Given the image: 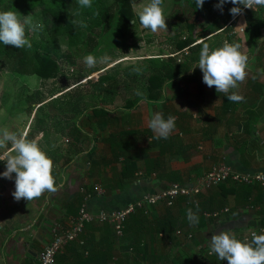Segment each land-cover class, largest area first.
Returning <instances> with one entry per match:
<instances>
[{
    "label": "crops",
    "instance_id": "0c3cea01",
    "mask_svg": "<svg viewBox=\"0 0 264 264\" xmlns=\"http://www.w3.org/2000/svg\"><path fill=\"white\" fill-rule=\"evenodd\" d=\"M257 49L246 54V77L232 90L244 97L241 102L229 101L224 93H217L214 86L208 87L197 67L196 78H190L191 70L178 79L169 80L159 100L142 96L130 108L125 102L134 98L131 90L115 98L109 103L114 116L111 126L100 127L97 123L91 126L86 120L87 136L77 146L70 139L66 143L69 147H62V158L53 164L55 192H45L31 201H17L12 195L14 177L0 176V264H37L44 247L54 239L56 228L66 226L68 217L76 215L85 202L94 211L124 207L174 181L193 183L219 162H226L238 171L264 170V59L260 58L264 53H257ZM129 82L127 80L126 84ZM3 89L6 88L0 86V95ZM0 109H3L1 104ZM155 111L162 112L165 119L169 115L175 117V129L167 139H156L148 127V120ZM20 116L17 112L10 115L9 125L2 128L26 133L28 139L39 142L32 127L22 131L16 128L21 122L17 118ZM124 130L133 132L128 140L131 149L120 150L132 152L138 161L136 170L123 176L125 157L117 156L104 138ZM246 139L252 140L248 148L242 143ZM54 143L51 141L53 149L55 145L61 146ZM45 144H49L48 139ZM42 146L45 148L44 143ZM146 158L161 159V162L148 165ZM5 167V162L0 161V173ZM96 185L102 192L95 189ZM221 197L213 188L203 199L211 208L221 209L228 206ZM176 204L172 217L177 219V228L171 234L161 231L153 239L146 233L140 242L134 234L140 232V225L134 222L133 234L113 241V236L109 238L111 226L89 223L82 235L83 242L70 243L57 256L55 264H115L116 261L124 264H226L227 260L221 261L206 252L211 235L224 230L243 241V235L262 224L259 208L247 206L238 212L230 210L218 219H205L202 211L180 201ZM153 207L149 213L152 218L169 216L165 205ZM189 208L198 215V224L189 223L186 214ZM145 244H149L147 251L138 250Z\"/></svg>",
    "mask_w": 264,
    "mask_h": 264
},
{
    "label": "trees",
    "instance_id": "16d2710c",
    "mask_svg": "<svg viewBox=\"0 0 264 264\" xmlns=\"http://www.w3.org/2000/svg\"><path fill=\"white\" fill-rule=\"evenodd\" d=\"M185 1H187V5L184 3ZM132 2L133 0H113V3L110 4L105 0H92L91 8H80L77 0H0V10H12L21 16L31 15L40 11L51 17L54 27V30L49 32V35L47 34L50 40L48 41V38L46 42H44L45 45L41 47L42 49L34 45H32L31 48H14L9 46L5 52L11 54L16 53L19 57V71L26 70L29 73L37 74L46 80L57 78L61 69V60L64 63L70 64L75 61L76 54L82 55L85 53L88 55V53H90L101 57L102 55L107 54L108 51H110V53L113 52L116 43H113L108 37L97 41V38H94L92 34L97 28H103L106 30H114V34L117 36L122 35L134 19L135 13L132 8ZM217 3L218 0H205L203 6L197 8L195 0H174L172 3L173 10L168 15V17H170V23H172L175 28L180 27L182 24L185 28L186 26L183 19L187 18L194 31L192 34L188 35L180 32L171 37L172 39H175V42L172 44L174 47L173 49H175L173 53L182 52L188 49V56L180 62L177 61V57H171L166 61L162 58H148L151 63L149 68H143V70H138L134 73V69L140 67L132 66L131 68H127L125 72H122V74L127 77V80L130 81L126 85H121L119 83L120 80L118 75L120 71L117 68L115 71L112 70L113 68L111 69L112 71L108 69L102 70L103 67L96 68L94 70L100 69L102 71L99 75L95 76V80H92L93 78L88 79L87 89H90L91 92H88V94L81 93L76 90V88L74 89V91L76 90V93L67 90L60 96L54 97L52 101L47 104H42L37 108L35 117L37 116L39 122L43 124L41 128L47 132L48 127L50 128L49 130H52V141L54 140L55 142L60 136H69L74 142V146H77L87 136L84 127L86 120L89 121V125L91 126L94 123H97L100 127L104 125H112L114 116L109 108V103H113L115 98L123 96L122 93H119L121 92L120 89L127 90L126 93L129 90L132 91L131 94L134 98L126 100L125 102V106H131L130 108H133L138 99L144 96L143 93H145V96H148L152 101L159 100L162 96L161 94L163 93L164 86L169 80L178 79L177 77H180V75L189 73L193 65L198 62L201 47L206 43L205 38L207 39L210 35L217 36L221 33H230L234 28L236 16L234 17L229 11L234 5L231 2L225 3L223 5V12H221L215 7ZM190 9H194L193 12H191ZM205 9H207L208 12L205 19L201 22L199 19ZM217 9L222 13V18L221 15L218 19H215L216 15H210V12ZM194 14V21L191 22ZM244 16V27L243 29H240V31L237 30L238 32H236V34L233 33L231 35V43H238L241 47V41H243L242 39L244 37L249 43V51L245 52V54H247L255 51L259 39L261 38L262 27L264 26V6H259L256 9H247L244 12ZM58 35H66L68 37L69 46L65 50H63L62 46L58 44ZM234 36L236 37L235 40H233ZM198 39H201L202 41L196 43ZM48 42L52 43L53 47L58 51L57 55L55 54L54 56L52 54L53 52L50 51V47L47 45ZM3 47L5 48V46ZM210 47H218L217 42L212 43ZM190 75V78H196L198 75L197 68H195ZM140 80L145 82V87L139 86L136 90ZM88 97H91V99L94 100L92 104L87 103ZM38 112L40 113L38 114ZM45 120L49 122L48 126L45 124ZM132 134L133 132L124 130L120 133H110L109 136L104 138L106 143L111 144L112 150L118 154L117 156L124 155L125 164L123 168V176L127 175L130 171L134 172L137 167L138 160L133 157L132 152L128 154L120 150V148L126 150L131 149V144L128 140ZM251 141L252 140L246 139L243 140L242 143L248 148ZM50 147L51 149H46L44 147L41 148L51 158L53 164H55L62 158L63 152L59 147L58 149H53L52 146ZM146 159L148 165L152 162H161V159ZM242 161L247 163L246 159H242ZM94 166L95 164H92V167ZM153 166H156V164ZM151 169L156 170V167H151ZM13 177H15V174H13ZM213 188H216L219 196H222L225 199V202L228 203L232 212H238L239 209L247 206L259 208L258 212L260 213V217H262V223H264L263 184H241L228 179ZM213 188H210L207 192ZM207 192L197 196L196 201L198 204L195 203L194 197H180L171 206L164 204L167 208V212H169V216H166L164 219H160L159 216L156 215L152 218L149 213L154 207H150L148 212H145L143 209L138 210L126 220L122 238L129 236L131 233L133 234L134 222L140 225V232L134 233L136 240L139 239L140 242L146 233L148 236H152L153 239L155 235L161 231L171 234L177 228V219H175V216L174 219L172 217V211L173 208L177 206V202L180 201L187 206L200 211L205 209L214 210L209 206V202L203 199ZM203 218L207 219L204 216ZM89 223L94 224L95 222L86 223L84 233ZM104 224H107L112 228L110 229L111 233L109 238L113 236V241L118 238L114 227L109 223ZM148 248L149 244H145L144 248H138V250L141 251L143 249L144 251H147ZM102 249H105V247ZM103 264L111 263L106 262ZM115 264L124 263L116 261Z\"/></svg>",
    "mask_w": 264,
    "mask_h": 264
},
{
    "label": "clouds",
    "instance_id": "9594fccd",
    "mask_svg": "<svg viewBox=\"0 0 264 264\" xmlns=\"http://www.w3.org/2000/svg\"><path fill=\"white\" fill-rule=\"evenodd\" d=\"M205 0H195L197 8H201ZM231 2L234 6L230 13L235 17L241 13L240 5L253 9L254 5L264 6V0H218L215 5L223 12V5ZM80 8H91L92 0H77ZM163 0H149L137 13L143 28L156 33L167 30L166 19L162 8ZM135 24V20H133ZM41 26L29 15L23 19L12 10H0V43L14 48H31L26 31H36ZM111 57L107 54L99 58V62L108 63ZM88 68H94L97 57L88 54L83 57ZM248 56L240 50L238 43L224 41L219 47H210L204 43L201 47L198 62L191 70L199 68L203 73V82L208 87H215L217 93H224L232 102H241L244 97L233 89L238 87L246 77ZM159 104L163 101H154ZM148 127L156 139H167L175 129V117L169 115L166 119L162 112L155 111L148 120ZM0 161L5 162V170L0 176L12 179L15 174V190L12 193L15 200L31 201L39 198L45 192H55L56 181L52 174L53 161L40 147L37 139H28L27 134L0 129ZM187 219L190 224H198L199 217L191 208L187 209ZM210 254H215L219 260H227L228 264H264V230L261 234L251 232V240H240L228 231H219L209 239Z\"/></svg>",
    "mask_w": 264,
    "mask_h": 264
},
{
    "label": "rangeland",
    "instance_id": "374dc122",
    "mask_svg": "<svg viewBox=\"0 0 264 264\" xmlns=\"http://www.w3.org/2000/svg\"><path fill=\"white\" fill-rule=\"evenodd\" d=\"M105 1L109 2L110 4L113 3V0ZM163 1L164 3L162 4V8L163 14L166 19L167 30L162 29L156 33H153L149 29L143 28L136 13L145 4H147L149 0H133L132 8L135 13L133 19L135 20V24L132 20L130 26L122 35L117 36L114 34V30H106L103 28H97L92 34L94 38H97V41L101 40L102 38L108 37L112 40L113 43H116V47H114L115 49H113V52H107V55L111 57L110 62L101 63L99 62L100 57L96 56L98 60L96 66L94 68H88L83 61V57L86 56V54H76V58L73 63L69 64L62 62V60L60 61L61 69L57 78H50L46 80L44 78H41L37 74H31L26 70L19 71V57L16 55V53L11 54L5 52V50L9 46H5L2 44L3 46H5L4 48L0 43V86L6 88L5 90L3 89V95H0V104L3 106V109H0V128H2L4 125L8 126L10 122L8 117L10 115L13 116L14 113L17 112L19 116L21 114L20 117H17L19 120H21V122L16 126V128L22 131L23 129H25V127H32V133L38 134L37 136L40 140V147L43 148L42 144L44 143L45 148L51 149L50 146L53 138L52 130H49V127L47 128L48 132L43 130L41 128L43 124L39 122L37 116L35 117L36 110L40 105L47 104L48 102L52 101L54 97L60 96L67 90H71L73 92L78 90L81 93L83 92L85 94H88V92H91L90 89H87L88 79L93 78L92 80H95V76L99 75L104 69L111 70L113 68L112 70L115 71V69L117 68L120 71L118 75L120 80L119 83L121 85H126L127 77H125L122 72H125L127 68H131L132 66L140 67L134 69V73L138 70H143V68H149L151 63L148 58H162L166 61L171 57H177V61L180 62L181 60H183L186 56L189 55V53H187L188 49L179 53H173L175 49H173L174 47L172 44L173 42H175V39H172L171 37L180 32L187 35L192 34L194 30L190 26V22L187 20V18L183 19V22L186 26L185 28L183 24L180 25V27L175 28L174 25L170 23V17H168V15L173 10L172 3L174 0ZM184 3L187 5V1H185ZM258 7L259 6L254 5L253 9H256ZM240 8L242 11L240 14L236 15L234 21L235 26L232 31H240V29L244 27V12L247 9H251L246 8L243 5H240ZM193 10L194 9H190L191 12H193ZM207 12V9H205L199 21L202 22L205 19ZM212 14L216 15L215 19H218L220 15L222 18V13L218 9L210 12V15ZM29 16H31L33 18V21L39 24L41 27L34 32L26 31L27 38L30 40L32 45L38 46L40 49H42L41 47L45 45L44 42H46V40L49 38L47 34L49 35V32L54 30L51 17L41 13L40 11H37ZM194 16L195 14L192 16L191 22L194 21ZM21 19H23V16H21ZM232 31L230 33H221L217 36L210 35L207 39L205 38L206 43L211 45L212 43L217 42L218 47L221 46L224 41H228L229 43H231V35L233 34ZM67 38L68 37L66 35H58V44L62 46L63 50H65L69 46ZM233 38V40L236 39L235 36ZM49 40L50 38L48 39V41ZM242 40L243 41H241L242 46L240 47V50L244 53L248 52L249 43L244 37ZM199 41H201V39H198L196 43ZM47 45H49L50 51L53 52L52 54L54 56L55 54L57 55L58 51L53 47L52 43L48 42ZM256 47L258 48V51H256L257 53H264V26L262 27V35ZM261 57H263L262 59H264V55H261ZM102 67V70H94L96 68ZM144 85L145 82L140 80L136 87V90L139 88V86L145 87ZM75 88L76 90L74 91ZM120 90L121 92L118 91L120 94L122 93L123 95H126L127 90ZM143 95L145 96V93H143ZM93 102L94 100H92L91 97H88L87 103L92 104ZM39 113L40 112H38V114ZM45 124L48 126L49 122L45 120ZM41 131L43 134L41 133L40 135ZM47 139L49 142L48 145L45 144ZM69 141V136H60L54 144H61L59 148L62 149L63 147L64 149L69 147L66 144ZM55 148L58 149L57 145H55Z\"/></svg>",
    "mask_w": 264,
    "mask_h": 264
},
{
    "label": "built area",
    "instance_id": "2783aa9c",
    "mask_svg": "<svg viewBox=\"0 0 264 264\" xmlns=\"http://www.w3.org/2000/svg\"><path fill=\"white\" fill-rule=\"evenodd\" d=\"M232 32L236 33L237 30ZM228 179L241 184L260 183L264 185V170L238 171L234 170L232 166L226 162H219L193 183H171L162 190L143 194L124 207L102 208L98 211H94L85 202L76 215L68 217L66 226L62 227L59 225L56 228L54 239L44 247L37 264H55L57 256L62 253L70 243L74 241L83 242L82 235L84 233L85 224L88 222L109 223L116 230L118 237H122L126 220L138 210L143 209L145 212H148L150 207L153 206L164 204L171 206L180 197H194L195 203L198 204L196 201L197 196ZM95 189L98 192H102L101 188L97 185ZM250 207L252 208L253 206ZM229 212L230 207L226 206L221 209L202 210V215L208 219H218ZM59 229H61V231H58ZM262 230H264V223L259 224L255 229L249 230L243 235V239L250 241L252 231L261 234ZM207 251L210 254L209 246ZM227 263L228 262H226V264Z\"/></svg>",
    "mask_w": 264,
    "mask_h": 264
}]
</instances>
